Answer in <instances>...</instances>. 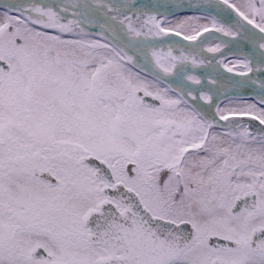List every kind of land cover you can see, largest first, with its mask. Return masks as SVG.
<instances>
[{
	"label": "snow or ice",
	"instance_id": "6c2138e0",
	"mask_svg": "<svg viewBox=\"0 0 264 264\" xmlns=\"http://www.w3.org/2000/svg\"><path fill=\"white\" fill-rule=\"evenodd\" d=\"M0 264H264V0H0Z\"/></svg>",
	"mask_w": 264,
	"mask_h": 264
}]
</instances>
